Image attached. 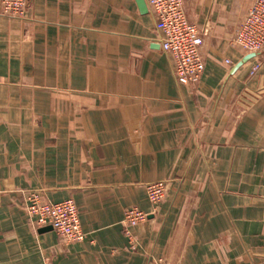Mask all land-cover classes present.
Masks as SVG:
<instances>
[{
	"label": "crops",
	"instance_id": "obj_1",
	"mask_svg": "<svg viewBox=\"0 0 264 264\" xmlns=\"http://www.w3.org/2000/svg\"><path fill=\"white\" fill-rule=\"evenodd\" d=\"M252 2L183 0L204 64L188 87L144 0L0 3V264H264V49L235 69L232 43ZM30 191L71 199L83 241L36 227ZM130 207L149 214L134 249Z\"/></svg>",
	"mask_w": 264,
	"mask_h": 264
},
{
	"label": "built area",
	"instance_id": "obj_2",
	"mask_svg": "<svg viewBox=\"0 0 264 264\" xmlns=\"http://www.w3.org/2000/svg\"><path fill=\"white\" fill-rule=\"evenodd\" d=\"M144 1L159 33L157 43L171 58L176 82L185 87L198 83L204 70L200 54L202 34L186 18L183 0ZM27 2L28 0H0L1 12L10 17L23 18ZM232 43L247 54L257 55L264 49V0H253L241 25L234 33ZM257 69L256 65L252 71ZM144 189L152 206V213H155L166 197L168 184L158 181L146 184ZM25 202L27 216L36 227H51L66 243L81 242L85 238L80 228L77 207L71 199L53 203L42 200L38 192L30 191L25 196ZM148 215L136 207L124 211L121 224L129 237L130 249L135 248V242L129 229L145 222ZM149 264L163 262L161 259H151Z\"/></svg>",
	"mask_w": 264,
	"mask_h": 264
},
{
	"label": "water",
	"instance_id": "obj_3",
	"mask_svg": "<svg viewBox=\"0 0 264 264\" xmlns=\"http://www.w3.org/2000/svg\"><path fill=\"white\" fill-rule=\"evenodd\" d=\"M140 1V0H139ZM255 57L254 54H248L246 57H244L235 67V69L241 67L244 63H246L248 60H250L251 58ZM50 228V227H49Z\"/></svg>",
	"mask_w": 264,
	"mask_h": 264
}]
</instances>
